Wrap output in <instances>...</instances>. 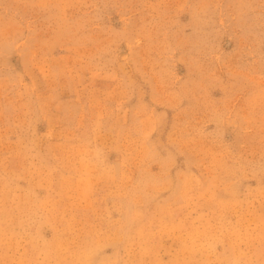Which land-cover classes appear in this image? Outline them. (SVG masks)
Wrapping results in <instances>:
<instances>
[{"label": "rangeland", "instance_id": "obj_1", "mask_svg": "<svg viewBox=\"0 0 264 264\" xmlns=\"http://www.w3.org/2000/svg\"><path fill=\"white\" fill-rule=\"evenodd\" d=\"M0 264H264V0H0Z\"/></svg>", "mask_w": 264, "mask_h": 264}]
</instances>
